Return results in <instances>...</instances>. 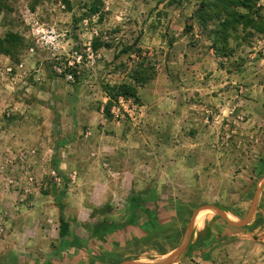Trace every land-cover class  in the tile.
<instances>
[{"label": "rangeland", "instance_id": "374dc122", "mask_svg": "<svg viewBox=\"0 0 264 264\" xmlns=\"http://www.w3.org/2000/svg\"><path fill=\"white\" fill-rule=\"evenodd\" d=\"M95 1L8 0L0 13V36L15 31L26 43L17 58L0 54V97L12 102L0 113L29 133L27 146L0 150V264H86L105 255L110 235L143 226V210L164 204L162 228L181 235L178 244L169 253L160 235L153 248L127 244L116 264L133 254L157 262L180 246L199 207L217 205L238 222L257 193L244 226L201 211L241 231L207 243L213 264H261L264 33L240 28L219 52L194 16L203 0H98L92 15ZM257 8L264 15V0ZM48 29L60 33L61 58L41 39ZM143 56L156 76L137 86L138 101L119 95L109 109L107 86L134 83ZM60 206L73 233L63 243ZM201 223L173 264H198L189 251Z\"/></svg>", "mask_w": 264, "mask_h": 264}, {"label": "trees", "instance_id": "16d2710c", "mask_svg": "<svg viewBox=\"0 0 264 264\" xmlns=\"http://www.w3.org/2000/svg\"><path fill=\"white\" fill-rule=\"evenodd\" d=\"M9 6L8 0H0V13L9 9ZM89 10L92 15L101 14L100 1L97 0V2L92 3ZM100 16L102 17V15ZM194 16L202 27L209 29V34L213 37V47L219 52L230 50V40L233 36H236V32L240 28L249 30L250 33L255 31L264 33V15L257 8V0H203L195 10ZM102 46H104L102 42H98L95 45L96 48ZM25 47V40L18 32L10 31L5 36H0V54L17 58ZM129 50V48H126L123 52H129ZM156 74L155 66L150 65L147 57H141L132 74L134 83L123 82L119 85L107 86V93L110 98L107 107L110 109L111 105H113V99L119 95L131 97L138 101L140 98L137 86L145 85ZM60 210L59 236L63 243L66 242L64 239L73 236V233L71 222L65 216L62 206H60ZM143 211L146 223L157 220L151 214V208ZM211 239L212 231L207 226L205 230L198 233L197 239L194 245H191L189 252H192L196 247L204 246ZM98 259L100 257L90 256L88 261L92 263Z\"/></svg>", "mask_w": 264, "mask_h": 264}, {"label": "crops", "instance_id": "0c3cea01", "mask_svg": "<svg viewBox=\"0 0 264 264\" xmlns=\"http://www.w3.org/2000/svg\"><path fill=\"white\" fill-rule=\"evenodd\" d=\"M0 60L7 61L8 58L0 56ZM8 104H12V102L8 100L7 97H3V96L0 97V107H4ZM3 120H5L4 122L5 124L2 122ZM72 122L74 124L80 125V122L76 121L75 117L72 118V121L70 123ZM42 129L43 131L47 132L46 129L44 128ZM52 129L55 131V127H53ZM40 134H43L42 130L40 131ZM43 141H45L44 137H43ZM28 144H29V133L27 131H24V129L21 130L19 129V127H14L13 124H7L6 118L3 117L2 113H0V150L2 148H7V146H11V147L22 146V145L27 146ZM151 209H152L151 214L155 216L157 220L150 221L149 223H146L145 221L143 226L129 224L128 228L117 230V232L110 235V237L108 238L109 239L108 246L102 250L105 255L101 256L102 258L96 260V262L91 263L88 261L86 264H116L118 260L117 254H120L119 252H122V250L126 247L127 244L140 246L141 244L145 243L149 247L153 248V246L157 245L156 242L160 236H164L169 240V250H166L164 253H169L171 250H173L174 247L178 244L181 235L179 237L178 235H173V234L170 235L167 233V229L164 230V228H162L163 222H166L165 218L168 217L169 215L168 214L169 207L167 205L161 204V205H156L154 208ZM195 226H196V221H195ZM201 226L202 227L199 228L200 231L205 230L207 226L210 227L212 231V239L209 240V242L212 240L216 241L218 237L223 239V237L230 236V234L235 236L237 235L240 236L241 233L239 229H234V227H227L220 223L218 224L214 220L212 221V216L205 217L204 223L203 225L201 223ZM197 236L198 235H196L195 238H197ZM210 246L211 245L209 244H205L204 246L196 247L190 253L192 256L189 258L191 259L192 257L197 258L198 264H213V262H211V258L213 257V259L216 260L215 255L213 256L212 254L206 253L207 250L211 248ZM90 256H95V255L92 254L89 255V257ZM130 257H132V259H138V260L142 259L141 255L133 254V256ZM257 260H260L261 261L260 263L264 264V255L258 257ZM74 264H85V263L75 261Z\"/></svg>", "mask_w": 264, "mask_h": 264}, {"label": "water", "instance_id": "95a60500", "mask_svg": "<svg viewBox=\"0 0 264 264\" xmlns=\"http://www.w3.org/2000/svg\"><path fill=\"white\" fill-rule=\"evenodd\" d=\"M257 204H258V195L254 198V201L252 203V206L250 208L248 215L243 220L238 221V222L229 219L227 213L217 205H203L195 211L194 216H193V218H192V220L188 226V229H187V232H186V235H185L183 242L169 256H167L166 258H164L160 261H157V262H144L141 260H134V259L132 260L131 259V260L124 261L122 264H173L175 262H178L185 255V253L187 252V250L189 248V245L192 241V236H193L194 227H195V221H196L197 215L199 214V212L201 210L212 209L215 212H217L219 215L226 218L230 225H232V226H244L247 223H249L251 217L253 216V214L255 212Z\"/></svg>", "mask_w": 264, "mask_h": 264}, {"label": "built area", "instance_id": "2783aa9c", "mask_svg": "<svg viewBox=\"0 0 264 264\" xmlns=\"http://www.w3.org/2000/svg\"><path fill=\"white\" fill-rule=\"evenodd\" d=\"M43 35H41V39L47 44V47L51 49L54 56H57L58 58H61V44H60V33H58L55 29H48L43 30ZM82 56H78V62H80ZM74 64V61H69V66H72ZM56 70L60 73H64L67 78L71 81L75 80V73L72 70V67H69V70L66 69V63L64 62H57V65L55 66Z\"/></svg>", "mask_w": 264, "mask_h": 264}, {"label": "bare ground", "instance_id": "6f19581e", "mask_svg": "<svg viewBox=\"0 0 264 264\" xmlns=\"http://www.w3.org/2000/svg\"><path fill=\"white\" fill-rule=\"evenodd\" d=\"M205 218V213L204 212H199L197 219H196V226H199L201 221Z\"/></svg>", "mask_w": 264, "mask_h": 264}]
</instances>
